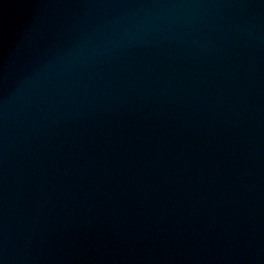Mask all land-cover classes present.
Instances as JSON below:
<instances>
[{
	"label": "water",
	"instance_id": "1",
	"mask_svg": "<svg viewBox=\"0 0 264 264\" xmlns=\"http://www.w3.org/2000/svg\"><path fill=\"white\" fill-rule=\"evenodd\" d=\"M0 264H264V0H0Z\"/></svg>",
	"mask_w": 264,
	"mask_h": 264
}]
</instances>
